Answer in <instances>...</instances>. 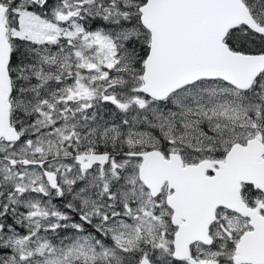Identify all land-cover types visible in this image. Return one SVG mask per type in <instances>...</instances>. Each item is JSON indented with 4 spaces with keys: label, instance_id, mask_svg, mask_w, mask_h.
Wrapping results in <instances>:
<instances>
[{
    "label": "snow or ice",
    "instance_id": "snow-or-ice-1",
    "mask_svg": "<svg viewBox=\"0 0 264 264\" xmlns=\"http://www.w3.org/2000/svg\"><path fill=\"white\" fill-rule=\"evenodd\" d=\"M0 264H264V0H0Z\"/></svg>",
    "mask_w": 264,
    "mask_h": 264
}]
</instances>
